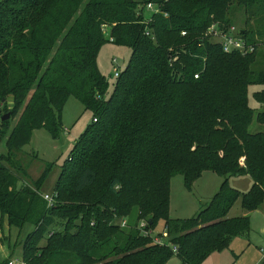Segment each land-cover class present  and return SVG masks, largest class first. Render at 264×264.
I'll return each mask as SVG.
<instances>
[{
  "label": "trees",
  "instance_id": "obj_1",
  "mask_svg": "<svg viewBox=\"0 0 264 264\" xmlns=\"http://www.w3.org/2000/svg\"><path fill=\"white\" fill-rule=\"evenodd\" d=\"M148 2L162 12L146 26ZM233 11L242 12L237 31L254 47L250 54L224 53L205 35L213 24L232 26ZM105 43L131 50L109 94L97 66ZM251 86L264 87V0L0 1V117L10 114L0 121V138L7 135V154L19 153L35 129L57 139L69 97L92 114L59 172L51 206L40 193L51 166L33 188H18V173L0 155V217L9 227H30L21 259L165 264L175 255L180 264H203L235 238L248 239L249 218L227 215L238 198L246 212L264 202V132H249L254 119L264 126V89L252 95L262 108L255 116ZM206 171L223 180L209 204L189 219H171V179L182 176L190 189ZM241 176L252 182L246 193L229 185ZM159 219L163 245L144 235ZM141 221L150 222L142 231Z\"/></svg>",
  "mask_w": 264,
  "mask_h": 264
},
{
  "label": "rangeland",
  "instance_id": "obj_2",
  "mask_svg": "<svg viewBox=\"0 0 264 264\" xmlns=\"http://www.w3.org/2000/svg\"><path fill=\"white\" fill-rule=\"evenodd\" d=\"M2 1V0H0ZM234 21L232 26L237 30L244 27L241 11H233ZM131 50L117 46L112 43H105L99 49L97 55V66L101 74L108 82L109 94L116 81L114 76L116 70L123 71L129 61ZM115 60V63L112 61ZM264 87L251 86L248 89L249 106L255 110V116L262 111L259 105L255 104L252 95L263 90ZM11 100H8L11 106ZM2 115V114H1ZM63 131L57 139H53L44 129L32 131L31 139L19 153L8 155L5 147L7 135L0 138V155L6 157L8 161H2V165L10 170L16 171L19 176V184L23 187L33 188L34 182L46 169L51 166L47 179L40 188L41 195H51L59 172L64 166L74 145L80 136L92 123L90 111L84 112V108L79 101L69 97L62 111ZM17 117L9 121V130L13 128ZM249 132H264V126L257 125L253 120ZM222 177L215 172H203L201 177L194 181L187 189L184 186L183 177L178 175L170 181V196L168 205V215L171 219H189L200 209L205 208L214 194L217 192ZM231 188L246 193L249 191L252 182L248 176L233 177L229 179ZM247 216L250 220V233L248 240L238 237L232 241L229 249L211 254L203 264H250L251 256L259 254V249L264 251V202L261 207L254 212H246L241 208L239 198L234 202L228 212L227 218H238ZM127 221V220H126ZM140 226V223L138 224ZM124 228V227H122ZM127 228V227H126ZM30 227L23 229L9 227L5 219L0 217V264L22 257L23 245ZM151 238L154 240L164 233V222L159 219L153 228ZM44 242H41L43 245ZM165 264H180L179 259L173 255ZM260 264H264V258Z\"/></svg>",
  "mask_w": 264,
  "mask_h": 264
},
{
  "label": "built area",
  "instance_id": "obj_3",
  "mask_svg": "<svg viewBox=\"0 0 264 264\" xmlns=\"http://www.w3.org/2000/svg\"><path fill=\"white\" fill-rule=\"evenodd\" d=\"M162 10L159 6L158 3L156 2H148L145 7H144V13H145V18H144V23L146 26L151 22V17L154 14H159L161 13ZM166 16V15H165ZM185 33H181L183 36ZM145 35L153 38L150 31L146 28L145 30ZM206 36H210V38L213 40L212 42L214 44H219V46L222 48V51L224 53H233L237 52L241 55H247L250 54L254 51V47L247 44L245 40H243L239 35L238 31L234 26H230L226 29H220L217 25H211L206 34ZM115 63V60L112 61ZM119 71L116 70L114 76L118 77ZM197 78V76H195ZM96 121V120H95ZM43 199L47 202L48 206L52 205L53 202V197L54 194L52 193L51 195L43 194ZM126 226V221L121 222V227ZM141 228V225L138 226V229ZM142 231V230H141ZM152 232H144V235L150 236L151 237ZM166 237L167 233L164 230L163 234H160V236L154 238V243L158 245H163L166 242ZM173 252H176V247L171 246ZM263 252V250H261ZM8 264H25V262L21 258H16L15 260H10Z\"/></svg>",
  "mask_w": 264,
  "mask_h": 264
},
{
  "label": "crops",
  "instance_id": "obj_4",
  "mask_svg": "<svg viewBox=\"0 0 264 264\" xmlns=\"http://www.w3.org/2000/svg\"><path fill=\"white\" fill-rule=\"evenodd\" d=\"M235 240V239H234ZM248 240V239H247ZM232 243V242H231ZM231 245V244H230ZM261 250H263V249H259V254H261V256L260 255H258V254H256V252H255V254L253 255V256H251V260L249 261V262H251L250 264H260L261 263V261L263 260V258H264V251L262 252Z\"/></svg>",
  "mask_w": 264,
  "mask_h": 264
},
{
  "label": "water",
  "instance_id": "obj_5",
  "mask_svg": "<svg viewBox=\"0 0 264 264\" xmlns=\"http://www.w3.org/2000/svg\"><path fill=\"white\" fill-rule=\"evenodd\" d=\"M9 118H10V114L9 113H6V114H4V115H2L1 117H0V121L1 122H4V121H7V120H9ZM140 225H141V230H144L148 225H150V222H145V221H141V223H140Z\"/></svg>",
  "mask_w": 264,
  "mask_h": 264
}]
</instances>
